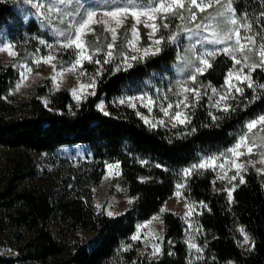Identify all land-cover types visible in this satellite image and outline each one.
I'll list each match as a JSON object with an SVG mask.
<instances>
[{"label": "trees", "instance_id": "obj_1", "mask_svg": "<svg viewBox=\"0 0 264 264\" xmlns=\"http://www.w3.org/2000/svg\"><path fill=\"white\" fill-rule=\"evenodd\" d=\"M158 1L96 0V6L144 7ZM81 2L46 0L38 7L28 0H0V42L8 39L17 49L13 62L0 58V264H264V173L250 168L231 196L210 168L184 178L186 168L233 145L247 121L264 113V41L259 36L264 0H229L235 21L211 28L219 47L201 73H195L200 59L191 48L194 28H180L172 19L159 31L158 51L128 67L102 58L95 92L79 104L68 88L52 89L50 79L26 96L8 98L20 62L47 53L48 44L58 65L73 59L74 47L67 41L75 26L68 17L76 22L85 17L89 3ZM237 30L251 38L239 51ZM201 31L195 34L201 37ZM237 66L245 79L218 107L217 92L226 88L228 73ZM183 67L181 75L195 74L198 87L185 126L153 127L116 100L122 93L146 90L162 95ZM100 100L107 112L98 107ZM77 143L88 144L91 156L54 153ZM109 162H119V183L133 197L114 216L93 208L94 188ZM182 180L189 198L203 203L196 237L202 253L190 251L184 219L167 210L161 253L142 254L141 243L132 238L137 224L159 212ZM242 231L252 241L249 248L240 244ZM3 247L14 253L2 252Z\"/></svg>", "mask_w": 264, "mask_h": 264}, {"label": "rangeland", "instance_id": "obj_2", "mask_svg": "<svg viewBox=\"0 0 264 264\" xmlns=\"http://www.w3.org/2000/svg\"><path fill=\"white\" fill-rule=\"evenodd\" d=\"M41 7L46 0H28ZM89 6L85 17L76 22L68 17L75 26V31L67 41L74 47V57L62 65L56 62V55L52 45L47 53L38 52L31 63L22 61L18 65L19 77L11 88L8 98L26 96L40 83L50 79L52 89L66 87L69 89L73 102L79 104L87 95L95 92L98 66L101 59L106 62L118 60L116 67H128L135 60L144 58L159 50L161 44L160 29L168 27L175 19L180 28H194L192 32L191 48L200 59V65L195 73H201L209 64V56L217 51L219 40L212 27L220 23L231 24L235 21L233 9L228 7L229 0H160L144 7L131 4L114 8H98L96 0H82ZM81 2V4L83 3ZM98 4V3H97ZM30 17L26 15V19ZM63 19H66V18ZM200 28L201 37L195 34ZM229 29V28H228ZM209 31V32H208ZM259 36L264 41V30H259ZM250 35H242L240 30L235 32L236 51L250 44ZM231 50V46H225ZM17 49L10 40L0 42V58L5 63L14 61ZM179 77L172 82L164 94L156 96L151 90L136 94L122 93L116 100L134 108L142 119L153 127L162 126L177 128L187 125L190 110L198 97L195 74L188 76L184 67L179 68ZM245 76L237 67L230 70L226 79V88L217 92L216 106L225 104L228 94L239 89ZM174 91L177 94H172ZM46 101L45 95H40ZM98 107L107 112L104 100L98 102ZM55 155L72 159L91 156L88 144H66L59 146ZM210 168L215 173L216 183H221L229 195L242 182L245 173L254 168L264 173V113L250 119L246 123V131L236 142L228 148L204 156L199 162L184 170V178L192 170ZM119 162H109L105 166V173L99 184L94 188L93 208L114 216L123 212L133 197L127 194L119 183ZM203 203L193 201L186 191L185 181L176 186V190L161 206L159 212L149 219L137 224L132 238L141 243L139 250L149 257H157L161 253L163 239L164 211L170 210L181 216L186 223L187 242L190 251L201 254L202 248L198 244L197 235L200 231L198 215L202 212ZM241 246L249 248L252 241L246 232L242 231ZM7 254L14 251L8 247L1 248ZM38 264V263H34Z\"/></svg>", "mask_w": 264, "mask_h": 264}]
</instances>
